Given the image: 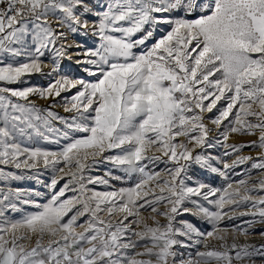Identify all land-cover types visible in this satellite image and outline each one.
<instances>
[{"label":"snow or ice","instance_id":"obj_1","mask_svg":"<svg viewBox=\"0 0 264 264\" xmlns=\"http://www.w3.org/2000/svg\"><path fill=\"white\" fill-rule=\"evenodd\" d=\"M0 182V264H264V0H0Z\"/></svg>","mask_w":264,"mask_h":264},{"label":"rangeland","instance_id":"obj_2","mask_svg":"<svg viewBox=\"0 0 264 264\" xmlns=\"http://www.w3.org/2000/svg\"><path fill=\"white\" fill-rule=\"evenodd\" d=\"M180 13H175L174 15H179ZM163 29H167V25H162L160 26ZM160 34V33H157ZM70 40H75V41H79L84 43L86 46L91 47L94 44L97 43V40L95 37L92 36H82V35H75V36H71L69 37ZM152 41H149V43H151ZM76 49H70V52H75ZM47 59V58H46ZM77 59V57H73L72 61L69 60H64L62 62V67L65 71L70 72L73 75H80V76H85L86 74H84L83 72L80 71V68L82 66L80 65H76L74 63V60ZM51 77L46 76V75H41V74H34L31 77L28 78V84L25 85H13L12 87H26L29 85H39V86H46L49 82H50ZM75 91V90H73ZM63 95H70V94H63ZM41 104H44V101L39 102ZM55 111H57L61 116H70V113H65L63 111L62 108L57 107L55 108ZM57 126H59L57 124ZM240 138V139H239ZM250 139H254V137H247V136H235V138L233 140H230V142H245L248 141ZM45 147H55L54 145H44ZM211 154L213 155H222L223 150L222 149H209L208 150ZM244 154H252L255 155V151L249 150L247 148H245L244 150ZM109 165L108 164H99L96 166V168L93 170V172L91 173L92 175L95 176H103L105 174L106 171H108L109 169ZM160 167H163V165H161ZM247 166H241V168H238L237 171H242V170H246ZM6 171H12L15 172L17 174H23L25 175V179L23 180H18V181H10L9 185L12 188H21V189H25V190H33V191H39L42 193H45V196L43 198H38L40 199V202H46V200L48 199V196L50 194V190L45 187V185L49 184L51 179H52V174L49 171H44L41 170L39 176L37 177L36 173L33 171H27L25 170L23 173L21 172V170H17L14 168H6ZM157 171H159V168H157ZM197 177L199 179L204 180L207 183L212 184L214 187H221L225 182L224 180L215 175L212 174L210 172H203L201 170H199V168L195 169ZM113 174L115 175H120L121 173L118 172H114ZM240 177H233V179L238 180ZM64 181H60V183L57 185V190H59V188L63 185ZM112 183L116 186V187H121V186H128L127 182L121 183L119 181H112ZM0 186H2V182H0ZM97 190H103L102 186H97ZM68 195H71V193H68ZM21 207L24 208L25 211H32L33 209L31 208V206L28 205H21ZM6 215L10 216L12 219H19L21 216V213H16V212H11L9 211L8 213H6ZM185 219H192L191 217H184ZM250 217H243L241 219H249ZM196 222V221H193ZM240 221H235L234 223H239ZM198 226H201V224H203V227L208 228L210 230V225L204 224L203 222H197ZM233 223V222H230ZM257 232H259L260 230H262L261 226H257ZM257 241L259 240V238H256ZM183 251V250H182Z\"/></svg>","mask_w":264,"mask_h":264},{"label":"bare ground","instance_id":"obj_3","mask_svg":"<svg viewBox=\"0 0 264 264\" xmlns=\"http://www.w3.org/2000/svg\"><path fill=\"white\" fill-rule=\"evenodd\" d=\"M39 102H41V101H39ZM240 139V138H239Z\"/></svg>","mask_w":264,"mask_h":264}]
</instances>
